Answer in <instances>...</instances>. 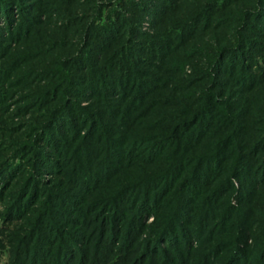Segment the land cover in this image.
Segmentation results:
<instances>
[{
  "label": "trees",
  "instance_id": "trees-1",
  "mask_svg": "<svg viewBox=\"0 0 264 264\" xmlns=\"http://www.w3.org/2000/svg\"><path fill=\"white\" fill-rule=\"evenodd\" d=\"M20 1L0 0V19L4 20L3 25L0 24V59L6 58L0 71V99L10 97L6 87L10 94L18 91L16 82L24 83L23 88L28 87L25 97L29 101L22 109L27 112L32 109V113L42 111L39 113L43 117L36 132V140H40L33 146L39 147L38 157L45 160L46 165L41 163V169L51 170L44 147H51L60 158L87 147L92 149L88 153L92 155L97 149V167L80 174L76 172L70 179L74 201L80 199L79 193H82L83 210L73 208L70 204L73 199H68L66 193L56 197L51 195L49 199L59 201L58 206L62 209L50 210L48 207L45 213V217L57 219L58 216L69 221L64 214L68 199L69 211L81 219L83 211L92 208L86 204L87 200L97 193V210L93 211L99 213L100 219L91 229L97 237V250H85L84 255L78 251L82 264H264V209L257 205L264 197V126L257 127L254 122L264 119L255 117L259 110L264 116V101L249 100L244 104V100L236 107L243 116L237 121L238 116L231 113L229 119L234 127L223 129L225 123L215 121L205 102L209 101L210 93L198 96L194 103L193 92L182 96L175 90L174 94L180 100L188 97L186 106L182 100L165 99L163 94L173 91L176 84L172 83H176V79L172 75L183 66L181 60L171 59L186 49L185 43L190 36L205 37L208 31L224 34L222 43L213 49L214 53L210 51L213 53L210 55L212 69L225 71L222 64L225 61L228 76L234 84L249 86L258 81L264 84V68L255 73L258 58H264V0H193L190 6L189 0H154L158 4L152 5L146 0L141 2L142 7L147 13L155 11L156 15L158 37L152 41L145 35H142L145 39L142 36V40L134 39L132 33L138 37V27L120 13L112 12L107 21L97 27L88 23L85 14L82 18L75 16L72 7L84 9L78 7V0H66L67 4L65 0H49L47 4L42 3L44 0H34L29 5L35 12V16L29 18L33 20L31 23L40 25L41 15L50 16L48 8L62 6L67 11L61 16L66 23L63 28L65 31L74 29L71 33L80 37L79 47L69 48L70 53L61 58L43 53L39 40L35 39L33 44L25 45L29 53L10 54L12 47L16 48V53L21 51L19 47L27 39L25 35L29 36L34 30L29 24L23 30L19 26L15 32L11 28L14 26L13 8L22 12L23 17L27 14ZM94 2L87 0L86 3L92 5ZM183 7L184 18L171 19ZM2 26L7 28L6 32ZM128 26L129 29L134 27L131 34L126 30ZM8 32L9 35H5ZM55 43L56 54L65 50L61 49L64 44ZM151 43L150 60L158 59L159 67L143 60L141 63H146L150 72L141 71L148 79H140L131 66L140 61L133 51L144 52ZM154 47L160 52L157 56H154ZM189 52H183L184 58L190 56ZM115 55L114 63H109ZM45 62L55 70L50 75L44 71ZM22 67L24 72L17 74L15 71ZM68 70L69 73L83 71L84 74L76 77ZM47 76L51 80L47 81ZM210 76L206 73V77ZM45 78L47 80L41 84ZM10 79L15 81L7 84ZM75 84L78 87H74ZM179 85L177 89L186 91L188 84ZM114 95L115 98L108 100ZM76 97L89 102L91 107L81 108L74 101ZM180 105L182 111L177 112L176 107ZM218 111L216 108L215 112ZM204 120L208 121L204 128L199 126L192 130L197 122ZM149 127V132H145ZM233 128L242 134L234 136L236 129ZM233 141L237 151L224 152L222 149L233 145ZM93 142L95 149L91 145ZM244 150L251 153L249 160L252 162L242 160ZM230 160L233 161L231 164ZM187 164L193 166L190 168ZM75 165L71 170L80 168ZM20 172L19 168H10L2 174L10 179ZM3 175H0L1 180L5 179ZM123 179L126 184H116ZM237 179L239 190L233 196V181ZM34 180L35 177L29 175L13 194L6 206V217L13 219L31 204V198L38 191ZM201 181H205L203 190ZM105 187L109 194L101 195ZM171 191L174 192V203L167 217L153 221L146 241L140 243L146 228L145 220L152 215L158 219L156 214ZM107 214L108 217L103 218ZM49 217L44 223L35 222L36 231L28 236L36 238L31 249L39 248L38 241H45L47 235L55 245L50 250L54 258L37 264H63L66 249L74 244L60 236L59 227H55ZM179 217H183L182 226L177 222ZM84 223L82 221L80 225ZM81 237L86 239L83 234ZM107 246H112L113 250L108 252Z\"/></svg>",
  "mask_w": 264,
  "mask_h": 264
},
{
  "label": "rangeland",
  "instance_id": "rangeland-1",
  "mask_svg": "<svg viewBox=\"0 0 264 264\" xmlns=\"http://www.w3.org/2000/svg\"><path fill=\"white\" fill-rule=\"evenodd\" d=\"M33 1L34 0L20 1L21 7L23 8L25 7L24 10L27 11V14L24 17L22 15V12L17 11V8L12 9L13 13L11 14L14 17L12 25L14 26H12L11 28H13V32H15V30L19 26H22V30H23V28L28 24H29L28 26H32L34 30L32 33H30L29 36H27V34L25 35L27 39L21 43L22 45H20L19 47V50L21 51H18L16 53L17 51L16 48L14 49V47H12L11 49L12 50L14 49V51L10 50V54L11 53L19 54L23 51L29 53L30 51L27 49V46L25 45L26 44L28 45L29 43L33 44L32 43L33 39L39 40L40 48L43 53L46 52L47 54H51L50 56L54 54L59 58H61L65 54H69L70 53V50H68L69 48L79 47L80 45L79 35L76 33L73 34L71 33L74 29L65 31V28H63L64 27L63 25L66 23L63 22L61 16L63 13H67L65 7L58 6L53 8L52 10H50L51 8H48L50 12V16L45 17L41 15L39 19L40 25H38L36 23H31L33 20L31 21V19H29L35 16L34 10H31V7L29 6ZM48 1L49 0H44L42 3L47 4L49 3ZM145 1L146 0H95V2L92 5H90V3L89 4L86 3L87 0H78V2L80 3L78 7L81 6L84 9L81 10V8L72 7L73 8L72 10L76 14L75 16H78V18L80 17L82 18V15L85 14L84 16L88 18V23H90L91 25L95 24L94 26L97 27L102 26L107 21V17L112 15V12L120 13L125 17H127V20H129L130 24H135V26L138 27L139 32L137 36L139 38L136 37L134 33H132L134 39L142 40L140 36L145 35L148 38L147 39L148 41L149 39L152 41L158 37L156 36V31H155L156 15L154 13L155 11H153V13H149V12L147 13L146 10H144V8L141 5V2H145ZM132 2L135 3L133 4ZM149 2L151 3V5L158 4L154 0H149ZM64 3L67 4L68 2L65 0ZM187 4L189 6L193 5V0H189ZM179 10L180 12L175 13V15L171 17V19L178 18V20H181L184 18L185 8L183 7ZM3 22L4 20L0 19V24H2ZM2 27H4V32H6L7 28H5V26ZM133 28L134 27L129 29L128 26V29L126 30L131 34L130 30ZM62 30H64L66 33H61ZM58 32H60V34H58ZM5 35H9V32ZM11 35L13 36L14 34ZM204 36L205 37H197L199 39L195 38V36H190L189 38L187 36H184V38L185 37L188 38L186 40L184 47L186 49H184L181 53L177 54V56L175 55L173 59H171V60L174 59L181 60L183 62L182 70L177 72L175 75H172L176 79V83H172V84H176V85H174L172 89L170 87L169 88L173 91H171V93H163V94L165 96V99L168 97L169 100H172V98L174 99L176 98V101H178L180 99L177 98L176 95L174 94L175 90H176L175 92H177L178 94H182V96L184 94L185 96L190 95L191 92H193L194 95L192 97V100L195 98L194 103H196L197 102L196 99L198 96L202 95L203 97L204 94L210 93L211 97H209V101H205L209 105V112L211 110L210 114L212 113V115L215 117V121L217 119L219 120L218 121L219 123H225L222 127L223 129L227 127L232 128L234 126L231 125L232 123L229 117L231 113H234L235 116H238L236 118L237 121H239L238 119H240L242 113H240L238 111L239 108L236 107H238L240 103H242L244 100H245L244 104H248L249 100H256V102L264 101V84H259L260 81H258L257 84H251L249 86H241L239 84H234L233 82L230 81L231 80L230 76H228L229 68L225 66V61H223L222 63L224 64L225 71L212 69V61L210 59V55L212 56V54L214 53L213 49L216 48L217 44L222 43L224 34H218L216 32L214 33L212 31L210 32L208 31ZM142 38L145 39L144 36H142ZM205 38L206 40L204 41ZM23 40L24 39H21V41ZM56 41H58L59 43L61 42V44H64V47H62L61 49L65 48V50H61L59 54H56L54 51L55 45L57 43L55 44L53 43ZM151 46H153L152 43L147 45L146 46L147 49H145L144 52L140 51V49L139 50L136 49L135 51H133L134 54L139 56L138 58L140 61L136 62L134 60L135 62L131 66L136 71V73H138V77L140 79L143 78L148 79V76L144 77V75L142 74L143 71L150 72L148 65L146 63H141L143 62V60H149L151 63L154 64V66L159 67L158 59L150 60V54L148 52ZM154 49L156 50L155 52H153L154 56L159 55L160 52L159 50H157V47H154ZM184 51L186 52L192 51V52L191 53L189 52L190 54L189 57L184 58L185 57L183 54ZM210 51H212L213 53H211ZM116 55L112 57V61L109 60V63L111 64L114 63V58L116 57ZM129 57L132 58L131 56ZM34 62L35 60L32 62L31 65H33ZM4 64H6V58L0 59V71H2L1 68L4 67ZM35 64L38 65L37 61ZM257 64H258V68L255 70L256 71L255 73L260 72L264 68V58L263 57L258 58ZM136 67L138 69H136ZM164 67L167 66L165 65ZM43 68H46L44 71H47V74L49 75L53 71H55L46 62L43 63ZM15 72L17 74L23 73L24 72L23 67L17 69ZM69 72L70 70H68V73ZM151 73H153V71H151ZM158 73L162 74V71L159 70ZM158 73H154V74H158ZM206 73L211 75L210 78L206 77ZM69 74L78 77L79 74L81 75L84 73L83 71H74ZM71 75H69V77H71ZM47 78L42 80L41 84H43V81L51 80L50 76H47ZM10 80L8 81L7 84H11V82L15 81L13 79ZM75 80L81 82L79 78L78 79L76 78ZM15 84H17L16 89L18 91H15L13 94H10L11 93L10 89L8 87L6 88L4 87L5 90L7 91L6 94L9 95L10 97L7 99L4 98V100L2 101L0 99V175H3L4 173L8 172L10 168H16V169L19 168V170L21 171L18 175H13L12 178L10 179L5 175H3L5 176V179L1 180L0 178V264H34L35 261L37 264L40 261L45 262L47 260H51L52 258H54V256L50 253V250L51 247L53 246L55 247V245L53 242L49 240V237L46 235L44 237L45 241L42 242L38 241L39 248L37 249L33 248V250L31 249V245L33 246L36 238L34 239L33 236L31 237L28 236L35 233L37 228L36 226L37 223L35 222L39 220L38 222L44 223L45 218L49 217V216L45 217V213L49 208L50 210L57 208L62 209L58 206L59 201L49 199L51 198V195L56 197L59 194L67 193L69 194L68 199L70 198L73 199V195L71 194L73 192H72V187H71L72 185L70 179L76 172L80 174L83 171L97 167V149L93 150L94 153L92 155L88 154L92 149L87 147L84 148V150L82 149V151L75 150L73 153H70L66 158H60L58 157V155H56L53 149H51V147L48 149L44 147L46 149V150L44 149L45 152L48 154L46 158L50 160V162H48L47 164L51 168V170L45 171V169H41L40 168L41 163H45V160L38 157L39 147H37L36 149L33 146H35V144H37V141L40 140L39 138L38 140H36V132L39 129V125L42 123L43 117L39 113L42 111L32 113L31 112L32 109L29 110V112L22 109L27 104L25 102L29 101L27 97H25L29 89L28 87H25L26 89L23 88L24 83L22 82H18V83L16 82ZM179 84H188L186 91H180L181 89H177L178 87H180ZM38 85L39 87L42 86L40 84ZM74 87H78V85L75 84ZM190 87H192V89H189ZM80 90L81 87H79V91ZM112 98H115V95L114 97H108V100ZM155 98L158 100V96H156ZM187 98L188 97H185L184 100L181 99L182 103H184L185 106L188 105L185 103L187 101ZM74 101L75 102L77 101L80 104L81 108L84 107L87 108L90 105L89 102L85 100L80 101V99H78L77 97L74 99ZM97 107L100 106L97 105ZM110 107L113 106L111 105ZM176 108L178 110L177 112L182 111L180 109L181 105L180 107H176ZM216 108H218L219 110L217 113L215 112ZM263 108H264V104H263ZM91 109L93 110V108ZM255 113L257 114V116L255 117L264 118L261 110L256 111ZM217 117H219V119ZM262 120L264 119H256L254 121L256 122L257 127H261L262 124L264 126V121ZM207 122H208L207 120L197 122V125L192 130L194 131L199 126L204 128L207 125L206 124ZM149 129L150 127L146 128L145 132H149ZM234 129H236L234 136H239L240 134H242L240 130H238L237 128H233V130ZM229 131H232V129ZM96 134H97V130H96ZM55 138L57 137L55 136ZM220 139H222V137ZM237 141L239 142V140ZM91 145L93 146V149H95L96 143L93 142ZM230 149L233 151V153L234 150L237 151V147L234 145V141H233V145L222 150L228 153ZM247 151L248 150H244L245 154H241V156H242V160L244 159V161L250 163L252 162V160L249 159H251L252 156L251 153L247 154ZM233 159L234 158H232V160ZM232 162L233 161L230 160L229 163L231 164ZM76 163L77 165H75ZM72 165L80 166V168L71 170ZM140 165L137 164L139 168H143ZM187 166L190 167L191 165L187 164ZM135 171L138 173L137 169H135ZM29 175L35 177L34 181L38 190L37 195L31 198L32 205L29 204L26 207L25 211L21 209V212L18 213L17 216L13 217V219H10V217H6V206L12 200L13 194L27 180ZM128 179H130V177ZM124 180L126 179H123L122 181L118 180L116 184L118 185L124 184L125 183ZM201 183L203 185L202 187L203 190L205 188V181H201ZM239 185H240L239 179H237V181H233V189H232L233 196L237 195V192L239 190L238 189ZM173 193L174 192L171 191L167 194V197L165 198V201L163 202L161 208L159 209V212L156 214L157 215L156 217L158 218L157 220L155 219V217H153L154 215L149 216L145 220L144 224L146 228L139 239L140 243L141 242L144 243V241H146V238L149 234L150 227L153 221L159 222L161 219L167 217L168 211L169 209H171V206L174 203V201L172 200ZM106 194H109V191L105 187L102 190L101 195H106ZM79 195H80L79 197L80 199L76 201H74V199L71 202L68 199H66L65 201L66 205L64 204L65 205L64 214L69 219V221L59 218L58 216L57 219L49 217L51 218V222L55 225V227L56 226L59 227L60 236L65 241L67 242L71 241L72 244H74V246L72 245V247H70L68 243L70 249L68 248L66 249L65 252L66 259L63 264H80V262L82 264V260L80 259L79 252H82L84 255L85 250L87 251L97 250V242H96L97 237L93 235L94 230H91L92 228H94V226L100 219L99 213H97V211H93L97 208V193L91 196L87 200L86 204L92 205V208L90 210L85 209L83 211L82 214L83 217L81 219L77 215H74L73 211H69L68 208L69 207L68 201H69L70 204L73 206V208L80 210L79 208L81 207V210H83V205L81 204L82 193H79ZM232 203L235 204V200H233ZM257 205L261 206V208L264 209V197L262 201L260 199ZM84 208H86L85 204H84ZM108 215L109 214H107V216L105 215V217L103 218H107ZM181 218L183 217H179V219H177V222L182 226L184 220ZM82 221H84L86 224L84 223L81 226L80 224L82 223ZM56 230L59 231L58 229ZM82 234L84 237H86V239L82 237L80 238ZM248 242L251 244L250 241ZM196 245H197L196 242H194L192 245L193 248H195ZM111 248L112 246H107L105 249L108 250V252H110L113 250V248L112 249ZM49 254L51 255V257H49Z\"/></svg>",
  "mask_w": 264,
  "mask_h": 264
}]
</instances>
